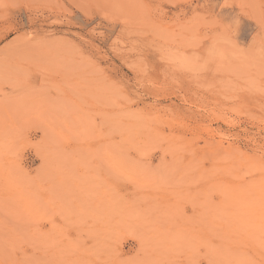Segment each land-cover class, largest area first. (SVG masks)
<instances>
[{
	"label": "rangeland",
	"instance_id": "obj_1",
	"mask_svg": "<svg viewBox=\"0 0 264 264\" xmlns=\"http://www.w3.org/2000/svg\"><path fill=\"white\" fill-rule=\"evenodd\" d=\"M0 264H264V0H0Z\"/></svg>",
	"mask_w": 264,
	"mask_h": 264
}]
</instances>
